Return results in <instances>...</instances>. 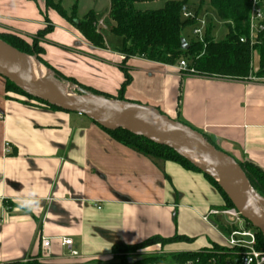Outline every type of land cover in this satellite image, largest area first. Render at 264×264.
I'll return each instance as SVG.
<instances>
[{"label": "crops", "instance_id": "crops-1", "mask_svg": "<svg viewBox=\"0 0 264 264\" xmlns=\"http://www.w3.org/2000/svg\"><path fill=\"white\" fill-rule=\"evenodd\" d=\"M40 1L0 0V32L34 36L44 29ZM48 19L53 28L42 56L56 70L117 95L125 67L126 100L158 108L264 169V78L184 74L178 64L124 56L119 36L115 46L104 35L100 47L69 18L49 11ZM223 205L203 172L155 160L83 114L10 98L0 76V263L37 257L42 237L52 239L50 262L110 260L114 244L192 235L201 223L214 230L202 216ZM63 237L73 239L78 256H70Z\"/></svg>", "mask_w": 264, "mask_h": 264}, {"label": "trees", "instance_id": "trees-1", "mask_svg": "<svg viewBox=\"0 0 264 264\" xmlns=\"http://www.w3.org/2000/svg\"><path fill=\"white\" fill-rule=\"evenodd\" d=\"M148 1H163L164 4L157 9H140L137 7L138 3ZM44 3L47 8H54L62 16L68 18L66 9L62 6L61 2L56 0H44ZM184 4H189L188 0H110L108 16L113 23L111 31L122 38L121 52L124 56H140L151 61L173 65L185 59L188 61L189 69L182 71L184 74L231 79L250 78L254 72L252 66V50L249 43L240 41L242 35L249 36L248 19L250 0H209V4L216 9L219 18L226 21L228 33L224 39L217 40L213 36L212 25L209 24L203 41L195 40L194 38L190 41L186 39L189 43L187 49H182V39L184 38L183 31L186 27H191L196 23V20L183 17L182 7ZM76 9L77 7L72 8L73 14H75ZM195 12L199 15L198 9H196ZM46 20L48 22L46 27L36 34H43L44 40L46 34L53 28L48 17H46ZM72 20L75 22L76 27L82 35L91 43L100 47L105 46L104 34L101 29H99V21L93 10L89 11L85 18L80 21L74 18ZM0 39H3L23 52L36 55L54 71V75L59 79H66L74 83H79L74 77L62 74L59 70H56L47 63L42 56L44 53L43 47L39 48L40 51H35L21 35L13 32H0ZM254 48L259 55V67L255 69V75L264 78V31L259 34L258 41ZM124 71L125 80L117 95L104 93L92 87L79 84L82 88L96 94L117 99H125L124 91L127 84L131 81V76L125 67ZM5 80L6 89L7 85L12 86L20 90L29 100L51 109H59L48 102L28 95L8 79ZM99 126L112 135L117 141L155 160H172L188 169L203 172L185 156L181 155L170 146L155 143L145 137L135 135L121 128L112 130L101 125ZM206 139L217 148L222 149L209 138L206 137ZM238 162L245 171L252 186L264 197V169L249 161L238 160ZM204 174L222 195L224 205L229 207L234 206L219 183L210 175ZM258 234L259 243L264 246V236L260 231ZM156 239L167 243L188 238L176 234L169 238H162L159 236L151 237L143 243L134 245L114 244L112 247L113 256L110 260L106 261L93 260L89 262L56 263L33 257L27 260H17L0 264H145L146 261L150 262L149 260H152L151 256L131 261L130 257L125 256V254L134 246L142 245L147 241ZM178 255L182 258H187L191 256V253L184 252Z\"/></svg>", "mask_w": 264, "mask_h": 264}, {"label": "water", "instance_id": "water-1", "mask_svg": "<svg viewBox=\"0 0 264 264\" xmlns=\"http://www.w3.org/2000/svg\"><path fill=\"white\" fill-rule=\"evenodd\" d=\"M188 47L189 43L183 38L182 49ZM0 76L34 98L65 111L83 114L107 129L121 128L174 148L213 177L234 207L264 236V197L252 186L238 160L208 141L201 131L153 106L96 94L72 81L66 85L37 56L3 39H0ZM73 87L78 88L79 94L71 92ZM147 110L155 111L157 119H151ZM130 111L138 112L147 122H138Z\"/></svg>", "mask_w": 264, "mask_h": 264}, {"label": "rangeland", "instance_id": "rangeland-1", "mask_svg": "<svg viewBox=\"0 0 264 264\" xmlns=\"http://www.w3.org/2000/svg\"><path fill=\"white\" fill-rule=\"evenodd\" d=\"M56 1L61 2L62 6L66 9L68 18L72 22H73L72 20L73 18L76 19L77 21L84 19L87 13L93 10L96 13L97 19L100 18L104 19V24L106 27H104V25L102 26L103 27L101 29L102 33L105 36L109 37L110 42L112 44H115V46L117 44V40L115 39H118V43H119L121 37L119 39L117 38L118 36L115 35L113 32L111 34L110 26L112 24V21L108 16V11L110 8V0H56ZM188 2L192 7L198 9L200 16L203 17L209 24L212 25L213 36L217 40H222L226 37L228 33L227 23L226 21L219 18L216 9L209 4V0H188ZM163 4H164L163 1H148V2L138 3L137 7L140 9H157L162 7ZM73 7H77L75 14L72 13ZM40 10L44 18L48 17L49 11H54L58 15L62 16L56 9L51 7L47 8L44 3V0L40 1ZM183 35L184 38L189 41L194 38V36L192 35L191 27H186L183 31ZM21 37H23V39H25L29 43L30 47H32L35 51H40L39 48L43 47L42 45L44 41L43 34H38L34 37L33 36H21ZM254 52H255L254 56L257 55V59L253 60L252 66L254 69H258L259 55L258 53L256 54V51ZM50 70L54 73L52 69ZM255 73L256 70L253 72V79L262 80V78L257 77ZM62 81L66 85H68V82H70L69 80L66 79H62ZM75 84L81 87L79 83H75ZM7 92L9 93L10 97L19 98V99L26 98L29 100V98L26 95H24L22 92H20V90H17L12 86L7 85ZM71 92L74 94H79L80 91L78 90L77 87H73ZM211 221L214 223L216 227V229L214 230L208 231V229H206V227L201 223V225H198L200 228L198 226H194L191 229V231L194 232V234L192 235L182 234L188 239H181L175 242H167V243L159 239L147 241L145 244L132 247L130 251H128L127 254H125V256H128L134 260L141 259L146 256H151L152 260H149L150 262L161 260L166 263L175 264L174 262L175 257H177V255L180 254L181 252H195L200 250L208 251L210 249L221 250L222 247L226 244L227 238L229 237L230 233L228 229H226L222 225L221 221H219L215 217H211ZM37 258L45 259L42 251L39 252ZM97 260L106 261L104 259H97Z\"/></svg>", "mask_w": 264, "mask_h": 264}, {"label": "built area", "instance_id": "built-area-1", "mask_svg": "<svg viewBox=\"0 0 264 264\" xmlns=\"http://www.w3.org/2000/svg\"><path fill=\"white\" fill-rule=\"evenodd\" d=\"M195 10L190 4H184L182 14L186 19L196 20V23L191 26L192 35L195 40L203 41L209 23L200 14L197 15ZM248 26L249 36L242 35L240 41L249 43L252 50L253 64V60L257 59V55L254 56V51H256L254 46L258 41L259 34L264 31V0H250ZM178 66L181 71L189 69L188 62L185 59L180 60ZM10 149V144L5 142V152H10ZM211 217H215L221 221L222 225L228 229L230 235L227 238L226 244L221 250L210 249L208 251L188 252L191 253V256L187 258H182L180 255H177L174 260L175 264H264V246L259 243V230L246 220L234 206L229 207L223 205L220 207H211L202 216L206 223H210ZM61 241L63 246L70 248V256L76 257L79 255V252L72 248V238L63 237ZM51 244L52 239L42 237L41 247L45 258L42 260L50 257ZM145 264L174 263L157 260Z\"/></svg>", "mask_w": 264, "mask_h": 264}, {"label": "bare ground", "instance_id": "bare-ground-1", "mask_svg": "<svg viewBox=\"0 0 264 264\" xmlns=\"http://www.w3.org/2000/svg\"><path fill=\"white\" fill-rule=\"evenodd\" d=\"M130 113L132 114V116H133L138 122H140V123H146V122H147V119H146L145 117H143L141 114H139L138 112H136V111H130ZM147 113H148V115H149V117H150L151 119H154V120L157 119V114H156L155 111H153V110H147ZM203 166L206 167V168H209V167L206 166V165H203Z\"/></svg>", "mask_w": 264, "mask_h": 264}]
</instances>
